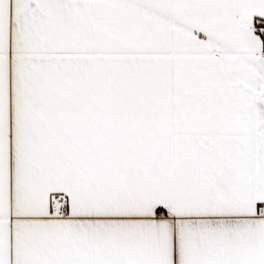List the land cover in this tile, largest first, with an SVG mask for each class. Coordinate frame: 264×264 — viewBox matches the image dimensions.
<instances>
[{"label": "snow or ice", "instance_id": "6c2138e0", "mask_svg": "<svg viewBox=\"0 0 264 264\" xmlns=\"http://www.w3.org/2000/svg\"><path fill=\"white\" fill-rule=\"evenodd\" d=\"M0 264H264V0H0Z\"/></svg>", "mask_w": 264, "mask_h": 264}]
</instances>
